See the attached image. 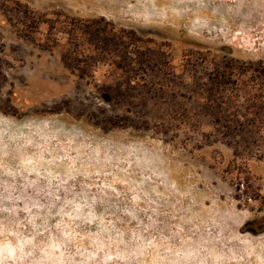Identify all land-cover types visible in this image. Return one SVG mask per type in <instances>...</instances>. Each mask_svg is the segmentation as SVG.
<instances>
[{"label": "rangeland", "instance_id": "rangeland-1", "mask_svg": "<svg viewBox=\"0 0 264 264\" xmlns=\"http://www.w3.org/2000/svg\"><path fill=\"white\" fill-rule=\"evenodd\" d=\"M246 178L264 0H0V264H264Z\"/></svg>", "mask_w": 264, "mask_h": 264}, {"label": "trees", "instance_id": "trees-1", "mask_svg": "<svg viewBox=\"0 0 264 264\" xmlns=\"http://www.w3.org/2000/svg\"><path fill=\"white\" fill-rule=\"evenodd\" d=\"M248 67L251 70V63L247 64ZM248 68V69H249ZM224 75H226V73L224 72ZM240 187L244 188L243 193H245V202H258V201H262L264 203V197L262 196V188L259 184H257L256 186V182L251 183V181L249 180V178H246L245 180L242 181V184L240 185ZM241 190V188H240Z\"/></svg>", "mask_w": 264, "mask_h": 264}]
</instances>
